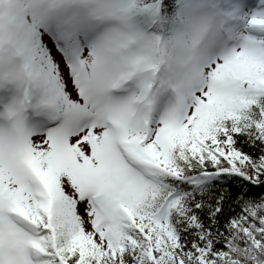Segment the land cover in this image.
I'll use <instances>...</instances> for the list:
<instances>
[{"label":"snow or ice","instance_id":"1","mask_svg":"<svg viewBox=\"0 0 264 264\" xmlns=\"http://www.w3.org/2000/svg\"><path fill=\"white\" fill-rule=\"evenodd\" d=\"M0 264H264V0H0Z\"/></svg>","mask_w":264,"mask_h":264}]
</instances>
